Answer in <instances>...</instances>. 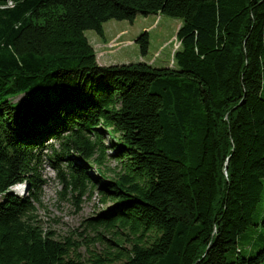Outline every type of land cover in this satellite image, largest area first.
I'll list each match as a JSON object with an SVG mask.
<instances>
[{"label":"trees","instance_id":"trees-1","mask_svg":"<svg viewBox=\"0 0 264 264\" xmlns=\"http://www.w3.org/2000/svg\"><path fill=\"white\" fill-rule=\"evenodd\" d=\"M139 15L182 21L176 67L98 63L85 32ZM263 86L264 0H0V264H73L32 217L48 152L77 206L112 203L85 221L112 237L96 264L263 262L237 247L264 196Z\"/></svg>","mask_w":264,"mask_h":264},{"label":"rangeland","instance_id":"rangeland-1","mask_svg":"<svg viewBox=\"0 0 264 264\" xmlns=\"http://www.w3.org/2000/svg\"><path fill=\"white\" fill-rule=\"evenodd\" d=\"M181 23L180 19L164 15L160 17L139 15L133 22L110 20L103 24L104 36L110 42L104 50L100 49V46L105 41L95 31H86L85 35L98 53L102 50L106 51L105 61L107 62L100 60L99 54H96L97 60H100L102 64L145 62L158 68H170L176 67L174 54L180 47L176 36ZM145 32L149 33L150 44L148 53L143 56L136 40ZM109 143L108 136L105 135V145L108 146ZM50 157L53 158L51 152L44 155L39 169L45 185L42 188L40 200L35 203L36 211L32 217L45 231L53 232L57 239L72 241L73 250H71L70 260L73 264H96L99 256L109 251L106 249L107 245L111 244L109 240H112V237L104 234L103 242L99 241V235L88 227L85 221L102 213L112 203H101L99 194L94 191L90 197L87 195L83 198L77 206L75 199L77 194L65 191L58 174L57 168L64 169V164L55 163V159ZM106 164L114 168L117 162L108 160ZM92 173L96 174V166H92ZM24 186L27 191L24 192L23 187L17 186L13 192L20 196L28 195L29 185ZM263 218L264 196L254 214V222L259 226L249 227L238 239L237 247L244 257L255 255L264 246V228L260 225ZM102 261L104 264H112L105 259ZM260 264H264V261Z\"/></svg>","mask_w":264,"mask_h":264},{"label":"crops","instance_id":"crops-1","mask_svg":"<svg viewBox=\"0 0 264 264\" xmlns=\"http://www.w3.org/2000/svg\"><path fill=\"white\" fill-rule=\"evenodd\" d=\"M159 17H160V15H158ZM110 44V42H108L107 40L104 42V43H102L101 44V46H100V49H106V47H108V45ZM95 48V47H94ZM99 48V47H98ZM102 50V52H97V50L95 49V51H96V54L98 53L99 54V56H100V60H103L104 62H107V61H105L106 59H105V56H106V51H103ZM99 58V57H98ZM100 60H98V63L100 64V65H113V64H110V63H101V61ZM156 62V61H155Z\"/></svg>","mask_w":264,"mask_h":264},{"label":"clouds","instance_id":"clouds-1","mask_svg":"<svg viewBox=\"0 0 264 264\" xmlns=\"http://www.w3.org/2000/svg\"><path fill=\"white\" fill-rule=\"evenodd\" d=\"M22 185L24 186V184H19V185H16V186L23 187ZM14 187H15V186H14ZM23 188H24V187H23ZM25 188H26V187H25ZM25 188H24V192L27 191ZM11 191H12V189H11Z\"/></svg>","mask_w":264,"mask_h":264},{"label":"built area","instance_id":"built-area-1","mask_svg":"<svg viewBox=\"0 0 264 264\" xmlns=\"http://www.w3.org/2000/svg\"><path fill=\"white\" fill-rule=\"evenodd\" d=\"M15 188H17V186L13 187V188H12V191L15 190Z\"/></svg>","mask_w":264,"mask_h":264}]
</instances>
